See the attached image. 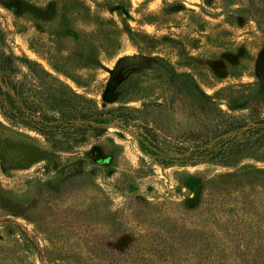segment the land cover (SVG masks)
<instances>
[{
	"label": "rangeland",
	"instance_id": "374dc122",
	"mask_svg": "<svg viewBox=\"0 0 264 264\" xmlns=\"http://www.w3.org/2000/svg\"><path fill=\"white\" fill-rule=\"evenodd\" d=\"M0 28L9 54L101 107L126 61L163 59L213 94L253 82L264 52L249 0H0ZM22 68L17 76L29 85L35 77ZM104 139L119 147L117 160H107L100 139L88 135L65 151L0 114V264H138L141 216L120 213L135 197L137 208L164 203L185 217L203 214L205 234L191 245L213 250L218 261L264 263V189L248 173L264 163L163 167L118 121ZM96 151L105 173L61 168Z\"/></svg>",
	"mask_w": 264,
	"mask_h": 264
},
{
	"label": "trees",
	"instance_id": "16d2710c",
	"mask_svg": "<svg viewBox=\"0 0 264 264\" xmlns=\"http://www.w3.org/2000/svg\"><path fill=\"white\" fill-rule=\"evenodd\" d=\"M249 11L264 32V0H249ZM5 46L0 28V114L40 133L55 148L70 151L89 135L102 140L107 160H117L119 147L103 138L109 125L118 121L133 130L143 155L163 167L212 164L237 169L249 160L264 163V52L252 74L253 82L223 86L213 94L191 74L178 72L163 59L126 61L101 107L38 63L9 54ZM22 64L35 77L29 85L17 76ZM35 85L40 87L34 89ZM30 93L38 98L32 101ZM107 101L114 104L108 106ZM131 102L140 105L130 106ZM98 154L74 157L61 168L74 167L73 172L85 164L95 173H105ZM248 173L264 189V169ZM134 200L140 199L129 200L120 213L141 216L135 220L141 228L138 264H264L258 256L248 261L239 257L218 261L213 250L191 245V239L205 234L199 226L203 214L185 217L164 203L137 208Z\"/></svg>",
	"mask_w": 264,
	"mask_h": 264
}]
</instances>
